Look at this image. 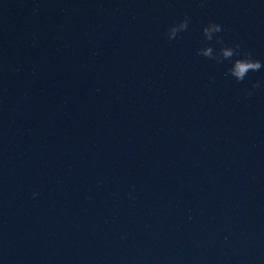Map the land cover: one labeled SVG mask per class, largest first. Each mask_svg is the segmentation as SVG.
Wrapping results in <instances>:
<instances>
[{"label": "water", "instance_id": "water-1", "mask_svg": "<svg viewBox=\"0 0 264 264\" xmlns=\"http://www.w3.org/2000/svg\"><path fill=\"white\" fill-rule=\"evenodd\" d=\"M217 37L264 65V0H0V264H264V66Z\"/></svg>", "mask_w": 264, "mask_h": 264}, {"label": "clouds", "instance_id": "clouds-1", "mask_svg": "<svg viewBox=\"0 0 264 264\" xmlns=\"http://www.w3.org/2000/svg\"><path fill=\"white\" fill-rule=\"evenodd\" d=\"M188 24V20L185 19L180 21L177 25L170 27L167 32L168 40L171 41L175 39L178 33L187 30ZM221 31V26L215 23L208 24L202 30L203 36L208 42L213 40L214 34L220 33ZM217 43L222 45L218 52L214 53L213 47L207 46L198 50L197 54L214 60L218 64L229 61L231 67L227 68L225 75L233 77L237 83L244 81L249 72H258L261 70L262 66H264L260 61L252 59L251 53L244 52L242 54L240 44H236L233 47L224 46L219 37H217ZM241 55H243V58L233 60V57H240ZM259 87V83H254L252 85L253 90ZM247 95H252V92H248Z\"/></svg>", "mask_w": 264, "mask_h": 264}]
</instances>
